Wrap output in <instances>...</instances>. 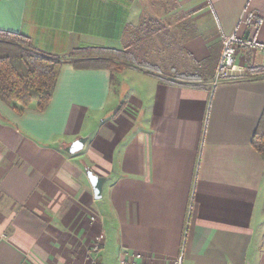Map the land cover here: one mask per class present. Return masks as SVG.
Returning a JSON list of instances; mask_svg holds the SVG:
<instances>
[{"label": "crops", "instance_id": "crops-1", "mask_svg": "<svg viewBox=\"0 0 264 264\" xmlns=\"http://www.w3.org/2000/svg\"><path fill=\"white\" fill-rule=\"evenodd\" d=\"M243 10L261 24L239 23ZM161 29L178 47L165 42L160 65L204 69L199 81L64 63L44 111L0 101V264H172L180 253L183 264H264V161L251 144L264 79L213 81L234 32L240 69L264 65V0H0V30L51 55L122 49ZM78 136L82 150L66 153ZM86 168L105 178L100 198Z\"/></svg>", "mask_w": 264, "mask_h": 264}, {"label": "trees", "instance_id": "trees-1", "mask_svg": "<svg viewBox=\"0 0 264 264\" xmlns=\"http://www.w3.org/2000/svg\"><path fill=\"white\" fill-rule=\"evenodd\" d=\"M210 56L207 60H211ZM64 63H70L77 69H107L114 73L131 69L162 82L193 84L200 79L197 72H183L175 73L172 80H165L157 74L158 68L154 63L139 57L128 46L122 49L77 48L65 56H57L35 50L22 34L0 30V101L18 111L35 102L36 109L44 111ZM244 78L264 79V65H248ZM251 144L264 161V112Z\"/></svg>", "mask_w": 264, "mask_h": 264}, {"label": "rangeland", "instance_id": "rangeland-1", "mask_svg": "<svg viewBox=\"0 0 264 264\" xmlns=\"http://www.w3.org/2000/svg\"><path fill=\"white\" fill-rule=\"evenodd\" d=\"M167 24H160L159 26H162V28H167L166 26ZM137 30V29H134ZM138 32V31H136ZM172 31H164V29L158 30L157 32H153V34L148 37H146L145 39H143V35H140V33H136V36H132L130 38V44L127 45L130 49V51H132L133 53H135L136 55H138L141 58H145L146 60L154 63L157 68H158V73L160 76L162 77H173L175 75V73H183L185 71L182 70L181 66L179 65V69L174 73H172L170 71V69L168 68V65H160L163 62L160 61V59L163 56V51H164V44L166 42V44L168 43H172V46H175L174 49H176V47H178V40L177 39H172L169 36L171 35ZM137 36L141 37L140 39L137 38ZM164 37V38H163ZM170 38V39H169ZM223 46L221 48V52L219 55V58L217 60V63L215 65V70H214V75H213V81L214 83L220 81V77L224 78L225 80H235V79H239V78H244L245 77V70H241L240 66L236 60L237 56V51H238V47L240 45H237L235 47L236 52H235V68L233 70H229V71H223L220 70V74H219V70H218V64H219V60L221 57V53L223 50ZM249 58V57H248ZM156 62L159 64H156ZM249 64H247L245 66V68L250 65V62L247 61ZM198 74L204 76L205 72L204 69H202L201 71H195ZM185 73H192V71H188ZM35 104V102H32ZM18 111V110H16ZM108 260H106L105 264H117L116 263V259L115 258H107Z\"/></svg>", "mask_w": 264, "mask_h": 264}, {"label": "built area", "instance_id": "built-area-1", "mask_svg": "<svg viewBox=\"0 0 264 264\" xmlns=\"http://www.w3.org/2000/svg\"><path fill=\"white\" fill-rule=\"evenodd\" d=\"M261 22L262 19L260 16H258L252 11H247V10H243L239 18V23H244L245 25L251 26L252 28H257L261 24ZM243 43L244 42L236 36L235 32L224 40L223 42L224 46L218 64L219 74H220V70L229 71L235 68V52H236L235 47ZM257 47L261 48L264 51V46H257ZM221 79L222 78L220 77V80ZM103 239L104 236L102 234L96 236L93 242L91 243L89 251L94 254L98 253L102 248ZM90 261L91 264H97L95 258L93 257L92 258L90 257ZM119 264H152V263H147L142 261L141 256L139 254H135L131 256L123 254V256L120 258ZM172 264H183V254L180 253L174 259Z\"/></svg>", "mask_w": 264, "mask_h": 264}, {"label": "water", "instance_id": "water-1", "mask_svg": "<svg viewBox=\"0 0 264 264\" xmlns=\"http://www.w3.org/2000/svg\"><path fill=\"white\" fill-rule=\"evenodd\" d=\"M86 141H87V136H78L73 141L68 143L63 149L68 154H75L82 150ZM86 173L93 186L95 197L100 198L102 193V186L105 178L96 176L89 168H86Z\"/></svg>", "mask_w": 264, "mask_h": 264}]
</instances>
